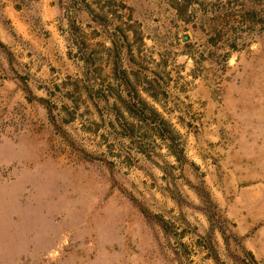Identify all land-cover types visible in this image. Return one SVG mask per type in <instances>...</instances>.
<instances>
[{
  "label": "rangeland",
  "instance_id": "374dc122",
  "mask_svg": "<svg viewBox=\"0 0 264 264\" xmlns=\"http://www.w3.org/2000/svg\"><path fill=\"white\" fill-rule=\"evenodd\" d=\"M0 40V264H264V0H0Z\"/></svg>",
  "mask_w": 264,
  "mask_h": 264
},
{
  "label": "crops",
  "instance_id": "0c3cea01",
  "mask_svg": "<svg viewBox=\"0 0 264 264\" xmlns=\"http://www.w3.org/2000/svg\"><path fill=\"white\" fill-rule=\"evenodd\" d=\"M58 9L59 7L56 6ZM55 10L53 12V10H50L49 16L50 18H55L57 12L60 11L59 10ZM49 12V9L47 10V13ZM20 15H19V21L15 18H13L18 24V26L25 28V24L23 23V21L20 19ZM49 18V17H48ZM59 25L56 24L55 20L53 21V23H50L48 25V27L51 29V38H53L55 40L54 42H51L49 40L43 42V43H37L35 39H32V50L33 52H37L39 53H44V55H38L40 57V59H36L34 56H31L33 61L37 62L38 65H41L42 70H46V73L49 74L48 72V68H52V66L58 67L59 64L61 63V61L64 59L65 56V52L63 50V48L61 47L62 44L59 43L58 41V35L55 33V29L57 30ZM1 41V40H0Z\"/></svg>",
  "mask_w": 264,
  "mask_h": 264
},
{
  "label": "trees",
  "instance_id": "16d2710c",
  "mask_svg": "<svg viewBox=\"0 0 264 264\" xmlns=\"http://www.w3.org/2000/svg\"><path fill=\"white\" fill-rule=\"evenodd\" d=\"M0 46H1V43H0ZM209 205H210V203H208ZM204 211H205V213L207 214V216H208V218H209V220H210V222H211V225L213 224L212 223V218H213V215H214V213H212L210 210H209V208H204L203 209ZM219 229L221 230V232H224V230L223 229H221V227H219ZM248 254V253H247ZM249 255V254H248ZM251 257V256H250ZM246 264H250V263H246Z\"/></svg>",
  "mask_w": 264,
  "mask_h": 264
}]
</instances>
